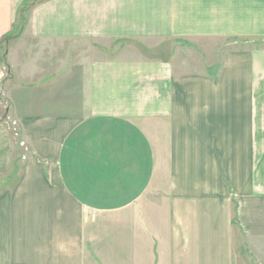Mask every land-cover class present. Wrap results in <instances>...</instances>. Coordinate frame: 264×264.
<instances>
[{
  "label": "crops",
  "instance_id": "0c3cea01",
  "mask_svg": "<svg viewBox=\"0 0 264 264\" xmlns=\"http://www.w3.org/2000/svg\"><path fill=\"white\" fill-rule=\"evenodd\" d=\"M35 1L0 69V177L12 123L31 149L0 264H235L264 239V0ZM30 2L0 0V45ZM230 39L216 77L138 47Z\"/></svg>",
  "mask_w": 264,
  "mask_h": 264
},
{
  "label": "rangeland",
  "instance_id": "374dc122",
  "mask_svg": "<svg viewBox=\"0 0 264 264\" xmlns=\"http://www.w3.org/2000/svg\"><path fill=\"white\" fill-rule=\"evenodd\" d=\"M34 4H36V1L27 3L25 5V7L23 8L24 11L21 14V19L18 20L15 25L14 37H8L7 41L3 42V44L0 45V69H3V66H5L6 70H8L6 55L4 57V50H6L11 43L19 40L21 36L20 34L22 33L21 31H23L28 24L29 14ZM241 43L243 42L234 39L225 41L199 40L197 42H175L172 40H167L162 42L148 43L151 46L150 49H147L139 44L138 47H140L145 55L150 58L170 59L176 53L182 51L181 54L191 59L193 63L198 62L199 64L197 65V67L199 66V68H206L207 63L210 66V68H207V72L209 71L211 75H214L216 77L219 71L223 54L227 51H237L238 49H242L240 48L242 46ZM253 43L254 42H252V44ZM253 45L254 47L261 48L264 46V42H256ZM2 60L5 61V63L3 62L4 64L1 62ZM3 78H7L6 72H4V74L2 75L0 74V80H2ZM0 104L1 109L5 111L8 105L1 93ZM8 117V114H6L3 120H9L8 122L12 123V121ZM12 126L13 139L15 142L13 163L11 167L12 171L8 173L7 176L0 177V191H9L14 187L15 183L19 179V175L24 167V164L27 162L28 158L31 155V149L21 138L19 130L13 123ZM234 236L235 264H264V239L248 240L241 237V235L237 231L235 232Z\"/></svg>",
  "mask_w": 264,
  "mask_h": 264
},
{
  "label": "trees",
  "instance_id": "16d2710c",
  "mask_svg": "<svg viewBox=\"0 0 264 264\" xmlns=\"http://www.w3.org/2000/svg\"><path fill=\"white\" fill-rule=\"evenodd\" d=\"M31 1L35 2V0H31ZM7 39H8V37L5 39V41H7Z\"/></svg>",
  "mask_w": 264,
  "mask_h": 264
}]
</instances>
